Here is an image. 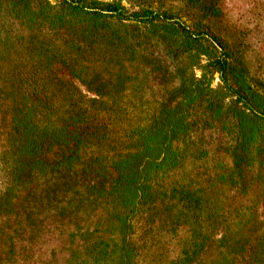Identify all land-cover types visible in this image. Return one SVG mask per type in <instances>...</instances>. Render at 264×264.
Segmentation results:
<instances>
[{"label": "trees", "instance_id": "16d2710c", "mask_svg": "<svg viewBox=\"0 0 264 264\" xmlns=\"http://www.w3.org/2000/svg\"><path fill=\"white\" fill-rule=\"evenodd\" d=\"M174 1L0 0L20 30L45 21L62 36L56 56L31 42L0 41L1 235L13 238L23 231L19 243L24 247V237L27 244L38 243L47 226L58 225L57 239L67 251L64 264H190L203 250L206 186L188 174L213 152L239 179L254 165L264 148V95L200 19L187 27L171 14L173 6L165 9ZM182 1L189 6L193 0ZM19 29L1 26L0 38L19 35ZM56 60L101 97L109 95L99 90L100 75L112 74L113 82L125 85L144 74V84L131 97L150 101L90 111L73 92L58 113L33 75ZM30 67L35 70L31 75ZM215 73L220 83L213 88ZM47 81L52 89L49 76ZM53 147L62 151L54 165L44 158ZM98 167L116 172L110 188L99 183L82 199L74 195L69 175L99 174ZM206 180L224 177L212 173ZM33 190L62 203L50 209L45 201L47 216L57 211L52 223L38 222L40 208L31 215L23 210L28 202H44L35 199ZM208 220L212 228L214 221ZM13 224L17 228H10ZM236 244L232 236L221 237L212 264H234L240 250ZM254 264H264V250Z\"/></svg>", "mask_w": 264, "mask_h": 264}, {"label": "rangeland", "instance_id": "374dc122", "mask_svg": "<svg viewBox=\"0 0 264 264\" xmlns=\"http://www.w3.org/2000/svg\"><path fill=\"white\" fill-rule=\"evenodd\" d=\"M48 1L52 4L56 3L55 0ZM123 5L129 9L132 8L129 1H124ZM4 6L5 4L0 6V27L2 26V29H19L20 23L3 10ZM171 6H173L171 14L175 17L180 16L181 23L187 27H193L194 21L200 19L208 33L216 37L222 43L223 48L230 53L234 63L246 72L252 87L264 95V0H193L189 6L184 4L182 0H175L172 3L169 2L165 9L169 11ZM184 7H187L188 10ZM134 10H137V8L135 7ZM188 13L192 17H188ZM41 23L40 25L38 22L36 28L32 30L27 29V27L24 30H17L19 35L1 36L0 41L12 39L26 41V43L31 42L37 47L41 46L42 51L47 54L56 56L57 48L55 45H59L58 41H61L62 36L50 29L45 21H41ZM210 42L220 49L217 43L212 40ZM10 55L13 59L17 57L13 51ZM5 56H7V53L2 55V57ZM122 63L124 65L128 64L127 62ZM30 69L31 72L29 73L31 75L35 70H32L31 67ZM37 73L36 71V74H33L35 80L47 91L44 95H50L48 103L54 106L58 113L66 109L69 103L66 97L73 95V92L82 96L83 102L80 105L86 104L90 111L98 107L100 109L107 108L114 103L134 104L150 101V98L138 99L131 97V92L144 84V74L138 75L136 82H126L125 85L117 83L118 80L113 82L112 80L116 78L112 74L100 75L102 83L99 86V90L109 95V97H101L88 90L84 83L72 76L70 70L62 66L57 60L53 65H49L45 72H41L40 75ZM129 73L131 72L128 71L125 75ZM21 74L25 77L22 71ZM200 75V70H197V76ZM47 76L52 80L49 81L52 84V89L47 86ZM219 83V74L215 73L211 86L216 88ZM72 88L76 91L71 90ZM0 103L3 104L4 102L0 101ZM5 103L8 104V101H5ZM16 105L17 103H15ZM61 152L57 147H53L45 154L44 158L53 165L58 164L62 159ZM99 167L96 168L99 174L91 173V171H79L73 175L71 172L72 174L69 175V178L71 179V185L74 186L76 191L74 195L80 196V199H82L93 185L99 183H104L106 189L110 188V181L116 176V172L111 167L108 168L107 172H99ZM191 170L192 172L188 174L189 180L191 177L192 182L204 188L206 186L205 210L207 212L205 214L206 220L204 218L201 220L203 228L201 230L202 233L207 234V240L203 250L190 264L214 263L220 251L217 247V241L224 235L232 236L234 241L239 243L238 246L237 244L235 246V249L240 248V250L238 256H234V264L256 263L261 251L264 250V148H260L254 160V165L249 167L247 172H243L239 176L241 177L240 179L231 175L232 169L224 164L217 152L207 155L204 160L194 165ZM53 172L57 173L58 170ZM220 172L224 180H216L214 183L206 180L208 175ZM180 174L183 173L179 172L177 175ZM187 180L188 178L185 179V181ZM209 184L212 185L209 186ZM34 193L36 200H40L42 197L44 202L42 204L39 201H37L39 204L37 202H28L23 210L31 215L34 213L32 209L38 210L40 208L41 216L38 222L40 221L44 225L52 223L55 220L52 217L57 211L54 210L50 216H47L45 203L49 202L52 204V206H49L50 209L55 206L60 207L62 203H59L53 196L51 197L54 200L50 197L49 201H47L45 197L43 198L45 195L41 192L36 193L33 190ZM68 193L71 195L72 191H68ZM32 195H30V199H33ZM57 197L60 196L57 195ZM91 208L93 210V207ZM67 210L63 211V213L67 212ZM200 217H204L203 213ZM208 219L214 221L212 228H209L210 220ZM22 227L26 231V222L22 223ZM10 228H17V226L13 224ZM58 229L59 226L55 224L47 226L41 235L43 238L38 243L27 244L26 237H24L23 242H21L24 247L19 243V235L23 231L13 238L0 234V264H64L67 251L57 239ZM10 240L14 242L12 244L13 254L7 257L6 250L10 248ZM23 251L27 252L23 253Z\"/></svg>", "mask_w": 264, "mask_h": 264}]
</instances>
